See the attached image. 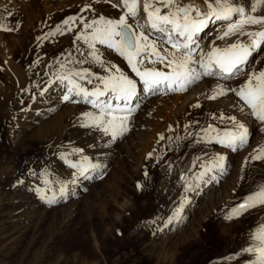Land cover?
Masks as SVG:
<instances>
[{"label": "rangeland", "instance_id": "obj_1", "mask_svg": "<svg viewBox=\"0 0 264 264\" xmlns=\"http://www.w3.org/2000/svg\"><path fill=\"white\" fill-rule=\"evenodd\" d=\"M63 1L50 0L45 7L43 0H0V264H241L254 259L241 250L258 243L251 235L264 224V205L226 216L264 184V160H252L264 145V127L252 131L250 122L257 120L240 114L234 93L208 99L218 84L238 88L247 75L234 83L201 77L169 108L171 103L156 97L160 91L145 88L132 102L107 97L103 102L113 109H125L116 116L135 109L128 131L113 140L91 123L99 108L82 95L63 100L68 84L60 78L80 72L86 79L72 78L90 91L104 86L100 77L116 74L115 65L135 81L137 91L139 78L124 57L97 44L101 66L89 55L92 49L76 39L91 31L85 23L101 15L119 19L125 9L112 6L117 0ZM258 9L264 15V6ZM69 17L74 19L63 23ZM128 23L137 30L136 20L129 17ZM259 52L250 72L264 68L254 63ZM194 94L199 107L193 108L184 101ZM230 116L251 129L246 146L234 152L201 139L210 124L221 134L233 129ZM219 156H225L223 169L213 167ZM185 198L180 218L170 219Z\"/></svg>", "mask_w": 264, "mask_h": 264}, {"label": "snow or ice", "instance_id": "obj_2", "mask_svg": "<svg viewBox=\"0 0 264 264\" xmlns=\"http://www.w3.org/2000/svg\"><path fill=\"white\" fill-rule=\"evenodd\" d=\"M202 3L204 8L194 0H189L188 3H184L183 0H117L112 6H120L125 9L119 19L101 15L98 19L85 23V29H91V31L78 33L76 39L83 40L92 49L89 55L101 66L104 65V61L96 49L97 44L106 45L124 57L132 71L143 81L145 90L148 92L164 88L169 91H185L188 85L204 76L230 81L241 74L244 66L250 62V58H254V54L264 49V15L255 14L258 8L264 6V0H252L250 8L237 4L234 0H202ZM141 10L144 14L143 17H141ZM129 17L136 20L135 28L137 30H134V26L128 23ZM142 18L144 23H140ZM73 19V17H69L63 23H70ZM216 21L227 22L226 28L217 36V40L239 36L247 37V41L236 39L224 47L215 46L214 42L210 50L200 54L198 59H194L193 53L200 52L199 34L210 23ZM153 32L159 35L155 39H150ZM157 41H160L161 44H170L175 51L161 48ZM145 59L151 64L166 62L165 66L170 71L165 72L154 67L141 70L140 65L144 64ZM194 64H198L201 71L193 68ZM111 67L115 69L116 74L99 78L104 85L102 90L97 86L89 91L77 83L72 76H79L82 80L86 79V75L80 72H73L60 79L66 80L68 84L63 100H71L73 94L82 95L86 102L99 108L100 115L92 117L91 123L93 126L101 128L105 134H110L115 140L128 131L129 117L135 109L128 108L126 115L116 116L114 112H124L125 109H113L106 102L100 101L99 97L105 93L114 94L115 99L127 103L136 95V88L134 80L124 75L115 65ZM83 73L87 74L88 70L84 69ZM88 82L91 83L90 80ZM226 92L234 93L238 97L241 102L239 110L242 113L264 122V68L247 73V78L238 88L229 87L227 84H218L214 94L208 99H216L217 96H223ZM72 102L76 101L72 100ZM195 107H199V104ZM106 116L109 118L105 119ZM220 118L224 119L223 115ZM228 119L234 122L233 129H227L221 134L210 124L207 128L202 129L205 135L201 139L207 137L209 142L215 141L223 144L235 152L249 143L250 132L245 123L237 121L235 116H230ZM254 152L252 160H264V145ZM150 155L151 153H149ZM224 159L223 156H219L213 167L223 169ZM84 160L86 161L87 157H84ZM90 166L100 167L99 165ZM72 167H76V165L73 164ZM137 187L139 188L140 185L138 184ZM61 192H63V188H61ZM185 202L186 198L181 201L180 207L174 210L170 219L180 218ZM261 205H264V184L259 185L256 191L246 195L241 203L230 210L226 219L239 217L249 209ZM251 239L258 243L241 251L254 254V259L250 260L248 264H264V224L253 230ZM232 258L229 256L225 259Z\"/></svg>", "mask_w": 264, "mask_h": 264}, {"label": "bare ground", "instance_id": "obj_3", "mask_svg": "<svg viewBox=\"0 0 264 264\" xmlns=\"http://www.w3.org/2000/svg\"><path fill=\"white\" fill-rule=\"evenodd\" d=\"M50 0H48V1H46V0H43V5L45 6V7H49V4H50V2H49ZM68 1V0H67ZM62 2H63V4L65 5V3H64V1L62 0ZM61 2V3H62ZM183 2L184 3H188L189 2V0H183ZM194 2L195 3H199L200 5H201V7L202 8H204L205 6L203 5V3H202V0H194ZM234 2L235 3H237V4H242L243 6H245V7H249V2H250V0H234ZM49 3V4H48ZM68 3V2H67ZM51 6V5H50ZM58 7V6H57ZM63 7V6H62ZM120 7V6H119ZM162 11H165L164 9H162ZM259 11H261V10H257V12L255 13V14H257V15H259V13H261V12H259ZM144 16V14H143V12H142V10H141V17H143ZM234 19H235V17H234ZM135 22V21H134ZM140 23H144V19L142 18V19H140ZM135 24V23H134ZM212 24H215L217 27L215 28V30H212V29H209L210 28V26H213ZM214 25V26H215ZM213 26V27H214ZM226 26H227V22L226 21H216V22H214V23H210L200 34H199V37H198V44L200 45V43H202V41L204 42V38H203V36L206 38V34H209V36H208V39H205V44H203V45H200V46H203L201 49H200V52L198 53V55L196 54V55H193V58L194 59H198L199 58V55L200 54H202V53H205V52H207L208 50H210V48L213 46V44H214V42H215V46H218V47H224L227 43H231V42H233V41H235L236 39H240V40H243V41H247V37H239V36H232V37H228V38H226L225 40H217L216 38H217V35H219V33H222L221 31H223L225 28H226ZM255 27V26H254ZM212 28V27H211ZM209 29V30H208ZM215 33H216V35H215ZM159 34L158 33H156V32H153L152 34H151V36L150 37H153L154 39L158 36ZM206 35V36H205ZM212 39H214V40H212ZM164 44H166V45H168V46H170L171 47V45L170 44H168V43H164ZM259 52V51H258ZM254 56H255V54H254ZM263 56V57H262ZM252 60V58H250V61ZM252 62V61H251ZM256 65H260L261 63H264V49H261V51L259 52V54H258V56L255 58V62H254ZM165 64H166V62L164 63V64H151V63H149L148 62V60L147 59H145V62H144V64L143 65H140V67H141V70H143L144 68H156V69H158V70H161V71H165V72H168V71H170V69L169 68H167L166 66H165ZM250 62L248 63V64H246L245 66H244V70L241 72V74H239L238 76H236L235 78H233L231 81L234 83V82H236V81H238L239 79H241L242 77H244L245 75H247V73H249L250 72ZM193 68H195L197 71H201V69H200V67H193ZM136 75V74H135ZM134 75V76H135ZM204 77H208V76H204ZM139 78V85H137V91H136V95L134 96V97H132L131 99L132 100H135V97H141V95H143L144 94V92H142V91H140L142 88H145V85H144V83H143V81L140 79V77H138ZM210 78H212V79H210ZM209 78V80H214V79H218V78H216V77H210ZM221 80V79H220ZM224 81V80H223ZM222 81V82H223ZM224 82H226V81H224ZM55 87V86H54ZM104 87V86H103ZM103 87H100V89L102 90L103 89ZM188 87V86H187ZM89 90V89H88ZM93 90V89H92ZM90 91H91V89H90ZM161 92V93H159V95L158 96H156L157 98H159L161 101H164L166 104H167V102H169V103H171V105H169V104H167V107L169 108V107H171L172 105L173 106H175L180 100H181V98L186 94V92H187V90H185V91H179V92H176V91H169V90H167L166 88H164V89H162V90H158V92ZM156 92V91H155ZM169 92V94H170V96L169 95H166L167 93ZM157 93V92H156ZM203 93V92H202ZM152 94V93H151ZM155 94V93H154ZM200 94V93H199ZM114 94H112V95H110L109 93H105L103 96H101V97H99V100L100 101H104L103 99H106L107 97H111V96H113ZM198 94H194V95H192L191 97H188L187 98V100H185L184 102L186 103V105L187 106H194L195 104L194 103H196L197 102V99H196V96H197ZM201 95V94H200ZM143 97V96H142ZM141 97V98H142ZM200 97V96H199ZM82 98H83V96H82ZM138 98H136V100H137ZM132 100L130 101V102H132ZM83 101H84V98H83ZM114 101H119L120 103H122L121 102V100H117V99H115L114 98V100H113V102ZM129 102V103H130ZM124 103V102H123ZM229 103V102H228ZM227 102H226V104H228ZM230 104V103H229ZM192 106V107H193ZM194 108V107H193ZM239 112H240V114L241 115H244L245 113H242L240 110H239ZM224 117V116H223ZM227 118V117H226ZM226 118H224V119H226ZM247 119V118H246ZM238 121V120H237ZM233 122V121H232ZM232 122H230V123H232ZM229 123V124H230ZM256 123H257V125H256ZM256 123H254V122H250V126L249 127H251V129H252V131H253V129L254 128H263L264 127V123H259V121H256ZM234 124V123H233ZM232 129V128H231ZM250 129V128H249ZM250 129V130H251ZM176 130V132L178 133V135H181L180 133V131H179V129L177 128V129H175ZM249 130V132H252V131H250ZM182 136V135H181ZM256 141V140H255ZM257 142V141H256ZM254 144V143H253ZM225 157V156H224ZM227 159V158H226ZM204 245V244H203ZM205 246V245H204ZM202 248H204L203 246H202ZM207 248V247H206ZM241 264H248V262H245V263H241Z\"/></svg>", "mask_w": 264, "mask_h": 264}]
</instances>
